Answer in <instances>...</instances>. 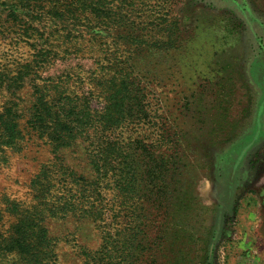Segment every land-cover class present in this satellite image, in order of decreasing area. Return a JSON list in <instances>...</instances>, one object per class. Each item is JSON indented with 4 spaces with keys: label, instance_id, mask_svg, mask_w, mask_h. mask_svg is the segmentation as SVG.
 <instances>
[{
    "label": "rangeland",
    "instance_id": "374dc122",
    "mask_svg": "<svg viewBox=\"0 0 264 264\" xmlns=\"http://www.w3.org/2000/svg\"><path fill=\"white\" fill-rule=\"evenodd\" d=\"M69 1L0 0V114H17L16 127L0 126V264H86L102 247L93 219L40 217L48 194L39 182L67 172L61 184L70 180L77 195L92 169L82 144L54 151L40 138L28 109L33 81L86 75L105 44L146 49L138 62L151 114L172 134L161 151L186 164L179 210L164 219L152 202L138 204L143 217L126 244L119 235L113 264H264V0H101L116 19L114 41L54 14ZM22 220L38 246L26 255L7 246ZM38 222L48 230L40 239Z\"/></svg>",
    "mask_w": 264,
    "mask_h": 264
},
{
    "label": "trees",
    "instance_id": "16d2710c",
    "mask_svg": "<svg viewBox=\"0 0 264 264\" xmlns=\"http://www.w3.org/2000/svg\"><path fill=\"white\" fill-rule=\"evenodd\" d=\"M54 12L74 21L72 25L89 29L87 34L91 30L116 40L112 28L116 19L104 14L101 0H71L63 10L55 8ZM125 34L119 36L124 38ZM127 38L137 42L139 37L127 34ZM131 45L118 48L105 44L99 50L96 66L82 77L69 75L33 81L31 85L33 99L28 109V123L32 129L54 151L82 144L92 169L91 178L80 177L82 187L76 188L77 195L70 180L61 184L67 172L59 179L56 177L53 185L50 181L49 186L39 182L38 187L42 194H48L40 217L62 218L71 213L81 214L95 220L102 229V247L94 254L85 255L86 264H113L112 255L119 235L124 237L126 244L133 230V218L143 217L135 214L138 204L152 202L155 215L164 216V219L168 209L179 210L173 201L178 198L175 193L180 192L178 188L185 180L180 168L186 169V164L181 163L177 151H161L163 141L172 134L162 128L158 117L151 114L155 107L150 98L152 91L143 79V69L138 62L146 49ZM94 100L100 101V108L93 105ZM16 117L10 108L8 114H0V126L13 129ZM145 125L155 126L153 131L146 130L152 137L137 130L145 129ZM147 136L152 141H148ZM59 168L58 172L66 166L61 164ZM104 194L110 196L107 202H103ZM95 196L100 200L97 204L92 201ZM105 210L111 220L109 225L104 224ZM120 220L121 230L116 227ZM15 227L18 237L8 239L9 250L26 255L32 248H38L37 243L26 239L29 229L23 226V220ZM21 232L23 237L19 238ZM33 233L40 239L42 234L47 236L48 230L38 222Z\"/></svg>",
    "mask_w": 264,
    "mask_h": 264
}]
</instances>
